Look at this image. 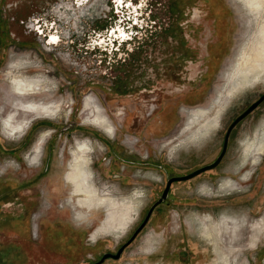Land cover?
Instances as JSON below:
<instances>
[{
    "label": "rangeland",
    "instance_id": "1",
    "mask_svg": "<svg viewBox=\"0 0 264 264\" xmlns=\"http://www.w3.org/2000/svg\"><path fill=\"white\" fill-rule=\"evenodd\" d=\"M260 1L255 13L244 0H213L217 18L219 7L225 9L221 10L223 19L218 25L217 18L210 13V1L195 0L182 19L178 18V29L171 30L178 34L163 33L136 55L128 68L115 71V75L121 76L119 87L127 91H113L107 78L85 76L68 61H53L48 53L0 45V183H25L16 190L14 203L0 206V215H19L15 220L27 223L26 232L22 226L17 231L0 222V243H15L14 235L29 234L30 240L24 244L31 247L28 264L91 262L128 238L166 179L214 162L230 124L264 94V70L253 72L240 85L230 86L239 68V50L249 47L264 19V0ZM161 17L166 27L169 15L162 13ZM213 48L215 58L210 60ZM23 58L28 59L25 67L32 66L25 68L29 76L39 75L48 80L33 87L37 95H17L3 73L8 64L16 65ZM87 95L101 105L103 110L98 112L114 123L113 138L85 122L95 114L94 107L85 108ZM49 101L59 106L57 117L35 112L37 106ZM197 109L206 111V119L216 113L220 118L209 136L186 144L182 142L185 123L190 115L197 114ZM10 113L17 114L15 120L12 115L15 123L27 121L21 133L11 135L5 129L3 121ZM74 121L82 124V130L78 131L71 123ZM262 124L264 101L233 128L220 164L192 179L174 181L170 204L163 210L165 219L153 220L129 244L131 238L121 260H107L104 264L144 263L145 255L148 262L154 261L155 238H161V232L168 226L175 229L178 220L185 221L189 234L194 236L190 245L200 251L194 264H257L264 253V155L254 165L252 158L244 155L245 145L256 138ZM47 131L49 136L40 142V135ZM92 132L112 142L116 149L114 158ZM84 142L93 147L89 153L94 165L90 185L99 195L115 198L117 206L94 208L86 222L81 223L74 214L77 196L66 178L71 171L70 153ZM37 147L40 157L34 167L28 158ZM246 175L248 178L243 180ZM226 178L236 181L240 190L217 192L219 182ZM136 194L140 195L138 201ZM221 214L235 220L227 223L219 234L216 232L215 251V245L205 240L207 222L217 227ZM34 216L38 227L35 239L31 227ZM57 223L70 228L63 232L74 242L75 256L70 255L71 251L64 253L50 239V235L57 234L58 230L53 228ZM7 254L8 251L2 250L0 258Z\"/></svg>",
    "mask_w": 264,
    "mask_h": 264
},
{
    "label": "flooded vegetation",
    "instance_id": "2",
    "mask_svg": "<svg viewBox=\"0 0 264 264\" xmlns=\"http://www.w3.org/2000/svg\"><path fill=\"white\" fill-rule=\"evenodd\" d=\"M209 1L208 4H211L210 13L215 15L216 19L217 15L214 10L216 4L213 0ZM129 3L130 0H86L83 3L81 0H0V45L3 47L14 45L18 48L31 49L38 54L48 53L53 61L57 59L68 61L71 66L85 76L95 79L107 78L111 86L109 89L113 91L116 89L127 91L126 88L119 87L118 82L121 76L115 75V71H123L128 68L136 55L141 53L148 44L161 37L163 33L170 34V36L178 34V31L176 33L175 31L171 32V30L178 29V18L181 16L182 19L185 10L193 7L195 0H131V6ZM221 10L225 9L219 7L220 16L218 15L217 20H215L216 24L223 19V11L221 12ZM162 13L168 14L170 18V23L166 27L162 22ZM37 28L40 31H37ZM53 38H56L55 42H53ZM218 43L215 46H218ZM214 54L215 48L210 51V60L215 58ZM109 120L111 121L110 118ZM71 123L77 129L79 128L78 131L82 130L81 123L78 124L75 121ZM112 124L114 125L113 122ZM63 129L67 136L68 124H65ZM91 134L107 146L108 155L114 158L113 152L116 149L112 142L105 139L100 133L92 132ZM119 157L121 156L119 155ZM259 157L255 162H252L253 165L257 163ZM88 158V169L91 170L94 165L90 155ZM45 167L47 169V165ZM166 183L167 179L161 192L145 209L142 218L128 238L114 250L104 253L117 254L120 248L127 244L142 226L150 210L151 213L147 222L129 244H132L148 225L152 224L153 220L165 219L163 210L164 206L170 204L172 184L167 197L160 202L159 200ZM18 216L0 215V222L6 224L5 228H13L18 231L22 226L27 232L26 221L15 220ZM22 217L24 216L22 215ZM35 219L36 216L33 217L31 224L33 239L37 237L38 232L37 224H34ZM187 229L189 230L183 220L180 222L178 220L175 229L172 226L165 228L161 232V238H155V248L152 251L156 252L154 261L148 262L149 257L145 255L143 258L146 261H143L144 263L141 261L139 264H194L199 258L200 251H195L190 245L194 242V236L189 234ZM57 232H60L61 236L64 237V240L60 241V250L66 254L70 251L72 253L76 246L70 239L71 237L65 235L63 231ZM53 241L58 242L59 239L54 237ZM21 244L18 240L11 244L3 245L0 243V253L2 250L8 251L7 257L0 258V264H28V254L31 247L22 251ZM128 245L122 250L119 259L109 257L102 264L106 263L107 260H121L126 249L130 246ZM104 253L99 255V258L83 264L98 262ZM4 260L7 263H3ZM258 261L257 264H264V253L261 254Z\"/></svg>",
    "mask_w": 264,
    "mask_h": 264
},
{
    "label": "bare ground",
    "instance_id": "3",
    "mask_svg": "<svg viewBox=\"0 0 264 264\" xmlns=\"http://www.w3.org/2000/svg\"><path fill=\"white\" fill-rule=\"evenodd\" d=\"M244 1H245V5H247L249 9L250 8L252 9L251 11L258 13L259 10H257V8L261 4L260 0H244ZM249 44L250 45L248 48L239 50L238 61L236 60L237 64H239V68L234 73V77L232 79L230 86L240 85L244 80L250 77V75L253 72L258 70H264V19L260 25L258 32H256L253 40ZM21 60L23 61L17 62L16 65L14 62L8 64L3 70V73L5 71L6 75L9 78V83H11L17 95L19 96L37 95L38 93L34 92L35 90H33V87L39 86L41 81L47 82L48 80L39 77V75L29 76V74H27L28 72L26 73L25 68H30L32 66L25 67L26 65H28V59L23 58ZM21 64L22 65L25 64V65L20 66ZM41 89L44 88L42 87ZM44 91L48 92L47 89ZM221 96L222 94H220L217 99H219V97ZM84 101H85L84 102L85 108L94 107V111H95V114L92 116H88L85 121L93 126L102 129L105 133H107L108 137L113 138L115 134V126L112 124V122L109 120L107 116H104L98 112L99 110H102L101 105L96 101V99L93 96H88L87 98L84 99ZM37 108L38 109H35V112L42 113L44 115H51L57 117L56 115L59 113V106L52 101L42 103L41 105L37 106ZM12 115L15 117L14 120L16 119L17 114L14 113L8 115L5 121H3V125L5 129H7V132H9L11 135H16L24 131L27 121L22 120L19 123H15L13 122ZM204 116H206V111L204 109H197V114L190 115L187 118L185 123V128H186L185 135L182 138L183 139L182 142H185L187 144L189 142L198 139H203L211 134L213 129L217 126L218 120L220 118V114L216 113L209 119H206ZM49 134H50L49 131L42 133L40 135V142H44L46 138L49 136ZM255 137H256L255 139H253L252 141L248 142L245 145L246 155L244 156L251 157L252 162H255L257 160V157H259L260 154L264 153V124H262V128L259 130V133ZM175 145L173 146L172 149H175ZM92 148L93 147H91V145L85 142L76 145L75 149L70 153L71 171H69V174L67 175L66 178L67 182L71 184L73 187L74 195L77 196L75 202L77 208L74 209L75 211L74 214L76 221H79L81 223L84 221L86 222V220L89 217V212L94 208H99V206L113 208L117 206V204L115 203L116 200L115 198H112L111 195H99L96 188L90 185L91 174H92L90 171L92 170L88 169V165H89L88 156L89 153L92 151ZM39 150L40 148L37 147L36 150L37 153H35L36 152L35 151L33 155L29 154L30 155V157L28 158L29 164L34 167L39 160L38 158L40 157ZM247 176L249 175H246V177H244L243 180H246L248 178ZM237 190H240L239 184L236 181L231 180L230 178L223 179V181L219 182L216 188L217 192H225V193L229 191L232 192ZM207 191L211 192V190L209 189ZM139 199H140V195L136 194L135 201H138ZM234 220L235 219L230 216L222 215L218 219L217 227H214L211 222L209 221L207 222L208 233L205 236V240L209 244L215 245V249H214L215 251H217L216 244L218 240L216 232H218L219 234L225 228V225L227 223L229 222L232 223V221Z\"/></svg>",
    "mask_w": 264,
    "mask_h": 264
},
{
    "label": "water",
    "instance_id": "4",
    "mask_svg": "<svg viewBox=\"0 0 264 264\" xmlns=\"http://www.w3.org/2000/svg\"><path fill=\"white\" fill-rule=\"evenodd\" d=\"M264 101V94L262 96H260V98L255 101L254 103H252L245 111H243L239 116H237V118H235V120L230 124L226 134H225V138H224V143H223V147H222V150H221V153L220 155L217 157V159L212 162L211 164H207L205 166H202L200 168H197L196 170L188 173V174H185V175H181V176H173V177H170L168 180H167V183H166V187L162 193V196L159 200L162 201L163 199H165L168 195V191L170 189V186L171 184L174 182V181H182V180H188L190 178H193L201 173H203L204 171L206 170H210V169H213L215 168L216 166L219 165V163L221 162V160L223 159L225 153H226V150H227V146H228V140H229V136L233 130V128L240 122L242 121L245 117H247L251 112H253L258 106L260 103H262ZM158 202V203H159ZM157 204V203H156ZM155 206V205H154ZM150 213H151V210L150 212L148 213L144 223L142 224V226L135 232V234L133 235L132 239L137 235V233L139 232V230L145 225V223L147 222L149 216H150ZM127 244L123 245L120 250L118 251L117 254L113 255L111 253H104L101 257V259L96 262V263H92V264H101L104 262L105 259L109 258V257H112L114 259H119L120 258V255H121V252L122 250L124 249V247L126 246Z\"/></svg>",
    "mask_w": 264,
    "mask_h": 264
},
{
    "label": "crops",
    "instance_id": "5",
    "mask_svg": "<svg viewBox=\"0 0 264 264\" xmlns=\"http://www.w3.org/2000/svg\"><path fill=\"white\" fill-rule=\"evenodd\" d=\"M23 184H19L18 182H16L15 184H11V183H6V182H1L0 183V206L4 203V204H9V202H13V197L14 194L17 192L16 190L21 187ZM20 189V188H19ZM14 203V202H13ZM1 208V207H0ZM22 216V215H21ZM24 235V234H23ZM23 235H14L16 238V240H20L19 242H21V248L23 249L22 251L28 250V246H24V244H28L27 241L29 240V234L28 237L23 236ZM17 236H19L17 238Z\"/></svg>",
    "mask_w": 264,
    "mask_h": 264
},
{
    "label": "trees",
    "instance_id": "6",
    "mask_svg": "<svg viewBox=\"0 0 264 264\" xmlns=\"http://www.w3.org/2000/svg\"><path fill=\"white\" fill-rule=\"evenodd\" d=\"M59 225H60V226H59ZM53 228L55 229V231L58 230V231H65V232L69 231V229H70L67 225H65V224H59V223L54 224V227H53ZM53 228H52V229H53ZM63 233H64V232H63ZM53 237H56L57 239H59V241H58V242H57V241H56V242L53 241V239H54ZM50 239H51L53 242H55L56 245H57V244L60 245V241H61V240H64V237L61 236L60 232H57V234L54 235V236H51V235H50ZM59 247H60V246H59ZM82 248H83V247H81V251L83 250ZM72 253H73L74 256L76 255V252H75V251H73ZM72 253H71V254H72Z\"/></svg>",
    "mask_w": 264,
    "mask_h": 264
},
{
    "label": "snow or ice",
    "instance_id": "7",
    "mask_svg": "<svg viewBox=\"0 0 264 264\" xmlns=\"http://www.w3.org/2000/svg\"><path fill=\"white\" fill-rule=\"evenodd\" d=\"M83 2H86V0H81V3H83ZM129 6H131V0H130V3H129ZM36 30H37V31H40L39 28H37ZM55 39H56V38H53V42H55Z\"/></svg>",
    "mask_w": 264,
    "mask_h": 264
}]
</instances>
